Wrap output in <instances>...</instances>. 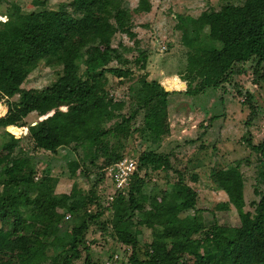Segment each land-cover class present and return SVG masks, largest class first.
<instances>
[{"label": "trees", "instance_id": "trees-1", "mask_svg": "<svg viewBox=\"0 0 264 264\" xmlns=\"http://www.w3.org/2000/svg\"><path fill=\"white\" fill-rule=\"evenodd\" d=\"M125 3L73 0L58 10H48L46 1L33 0L29 7L41 10L23 13L15 5L0 21V137L7 139L0 148V264H74L84 252V264H95L85 244L86 234L105 209L113 212V219L104 227L110 222L116 239L126 246L128 264H264V141L256 145L247 140L259 156L255 194L260 200L252 203L253 212L245 210L241 164L212 171L216 190L228 197L217 208H235L238 227L217 222L206 226L199 195L180 173L171 192L163 190L161 196L144 193L149 171L172 169L169 157L155 151L140 155L129 191L115 195L113 202L106 200L104 210L98 191L96 197L91 194L80 201L77 198L82 194L76 188L70 194L57 193L59 179L51 172L37 178L35 157L21 147L27 131L37 151L56 156L61 149L76 153L67 163L72 180L86 175L87 161L95 165L100 155L104 157L101 170L125 159L117 147L140 130L132 122L141 108L149 109L144 128L152 139L170 134L169 107L174 93L166 92L145 72L148 52L137 39ZM137 8L139 13L152 10L149 0H139ZM174 20L182 42L192 48L185 67L189 87L185 94L226 92V84L244 74L249 64L253 82L264 86V0H227L219 9L198 17L175 14ZM118 34L134 41L135 64L144 72L136 79L135 72L124 67L130 62L120 53L123 44L113 45ZM202 35L215 45L204 47ZM43 63L61 66L56 79L42 90L23 88ZM109 76L120 82L134 80L140 86L131 87L140 106L132 115L123 114L127 102L110 95ZM238 92L245 96L242 105L249 110L246 125H254L264 109L254 93ZM33 113L39 120L28 125L26 119ZM100 176V182L106 180L103 171ZM94 206L96 210L89 212L88 207ZM69 215L81 218L80 224L70 234L61 235ZM144 227L152 230L153 239L141 246L138 236Z\"/></svg>", "mask_w": 264, "mask_h": 264}, {"label": "rangeland", "instance_id": "rangeland-1", "mask_svg": "<svg viewBox=\"0 0 264 264\" xmlns=\"http://www.w3.org/2000/svg\"><path fill=\"white\" fill-rule=\"evenodd\" d=\"M33 0H0V21L6 19L14 6L18 5L23 13L40 8L32 9L29 4ZM46 1V9L58 10L61 5L69 4L73 0H41ZM152 10L148 13H139L137 7L139 0H126L125 8L131 13V23L137 39L141 41V47L148 52L147 70L145 71L150 80H157L162 87L166 86L174 93L170 98L169 123L170 134L161 140H154L145 131V121L149 109L141 108L138 117L132 122L135 128L143 129L134 133L128 140L123 139L117 149L121 150L124 158L133 159L136 163L144 152L155 151L162 156H168L172 169L166 171H149L148 183L144 193L150 195H162L163 190L171 192L172 186L178 181V173L184 176L185 182L199 195V206L204 213L201 219L206 226L217 222L224 227H238L239 215L235 208L224 211L217 205L228 201L227 195L216 190L212 181L213 169L224 168L228 165L241 164V173L245 181L246 211L253 212L252 203L258 202L260 197L255 194L258 179L259 156L254 153L247 144L251 139L254 144L264 141V115L254 125L247 126L249 110L242 105L245 96H239L241 91H247L256 95V100L264 109V86L253 82L252 64L245 68L242 75L236 76L229 84L227 91L208 90L205 94L189 96L185 67L187 56L192 48L187 47L181 38V33L176 30L175 14L200 16L203 12L211 9H219L227 0H149ZM204 47H213L215 44L205 35L201 36ZM123 58L130 62L124 66L135 72V78L144 74L135 64L138 56L134 41L126 35L118 34L113 40L114 46H119ZM115 66H121L115 63ZM61 66L40 65L22 86L25 89L42 90L51 85L56 79V72ZM183 73V74H180ZM107 89L112 97L121 102H127L123 114L132 115L138 107L139 96L131 91L134 80L120 82L109 76ZM135 85V84H134ZM136 88L140 87L137 84ZM19 99L15 97L14 100ZM214 119V121H213ZM36 113L31 114L26 122L32 125L38 121ZM2 132V130L0 131ZM21 147L35 157L33 161L37 172V178L42 177L47 171L59 179L56 192L70 194L73 188L81 191L77 199L80 201L87 195H100L102 210L106 207L108 195L114 193L113 183L108 174V169L101 170L104 157L97 158L96 164L87 161L86 175H80L73 180L69 176L68 159L75 157L72 150L61 149L58 155H52L44 151L34 149L29 139L28 131L23 134ZM0 137V148L5 142ZM114 143L117 140H113ZM203 147V148H202ZM18 153V149L15 154ZM81 152H79L80 154ZM82 154V153H81ZM105 173L106 180L100 182V173ZM145 172L141 171V176ZM197 177V180L194 178ZM36 178V179H37ZM2 188L0 187V192ZM128 192V191H126ZM96 206L88 207L89 212L96 210ZM81 218L69 215L67 222L60 228L61 235L70 234L74 225L80 224ZM113 212L105 209L104 215L96 223L90 224L86 234V246L89 247L95 264H128L125 257L126 246L118 242L112 232L110 222ZM141 246L152 242V230L142 228L138 236ZM81 260L74 264H84L85 252ZM49 264V263H47Z\"/></svg>", "mask_w": 264, "mask_h": 264}, {"label": "built area", "instance_id": "built-area-1", "mask_svg": "<svg viewBox=\"0 0 264 264\" xmlns=\"http://www.w3.org/2000/svg\"><path fill=\"white\" fill-rule=\"evenodd\" d=\"M108 174L113 183L114 193L108 196L109 202H113L115 195L123 193L124 195L129 191V187L137 170V163L130 158H125L117 165L108 169Z\"/></svg>", "mask_w": 264, "mask_h": 264}, {"label": "water", "instance_id": "water-1", "mask_svg": "<svg viewBox=\"0 0 264 264\" xmlns=\"http://www.w3.org/2000/svg\"><path fill=\"white\" fill-rule=\"evenodd\" d=\"M164 89H165V91L166 92H168V93H171L172 92V90H170L168 87H166V86H164Z\"/></svg>", "mask_w": 264, "mask_h": 264}]
</instances>
